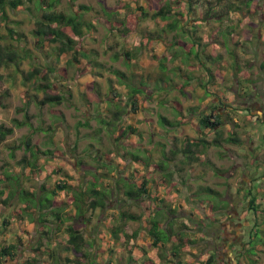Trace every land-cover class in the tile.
I'll return each mask as SVG.
<instances>
[{
    "label": "rangeland",
    "instance_id": "1",
    "mask_svg": "<svg viewBox=\"0 0 264 264\" xmlns=\"http://www.w3.org/2000/svg\"><path fill=\"white\" fill-rule=\"evenodd\" d=\"M248 1L245 5V0H195V7L188 15L183 5L175 6L180 2L176 0L175 4L171 2L165 20L147 17L137 22V26L146 30L162 27L161 31L166 32L165 41L184 39V45L188 47L185 49L183 46L170 49L158 40H150L137 50L134 38L139 33L123 34L118 30L123 24L113 23L112 30L95 24L77 39V51L59 53L54 48L57 43L43 47L34 44L31 30L36 27V19L28 11L8 10L9 21L0 22V124L12 128V132L0 141V174H19L20 186L36 193L41 185L49 189L55 188V183L60 180L66 181L71 189H56L55 202L65 201L76 187L85 186V171L97 175V188L110 191L109 196L104 197L102 208L93 211L87 208L83 214L84 219H88L84 228L91 241L86 245L91 255L80 264H173L175 260L168 261V247L175 239L170 238L164 246L155 247L146 233L155 206L158 210L164 209L158 217L164 228L170 223V228L175 230L184 222L187 227L181 229L184 235L195 238L193 244L181 249L182 264H200L215 246V264H251L253 261L264 264L261 242L255 245L252 240L248 245L251 236L248 232L253 222L257 223L264 239V221L260 216L253 219L246 209L247 195L244 196L245 190L250 189L255 194V201L260 207L264 206L259 198L264 195V0ZM103 3L113 8L124 24L127 22L122 19L123 15L136 11L133 0H103ZM79 4L91 7L83 13L88 20L102 5L98 0H59L56 9L79 13ZM143 4L149 12L153 11L148 1ZM225 4L233 8L226 10ZM206 8L209 10L204 14ZM179 11L183 13L182 17ZM173 18L180 20L179 23L185 19L186 25L194 26L193 36H184L186 33L177 27L170 30L166 25ZM6 25L22 32V40L18 43L10 40ZM5 43L13 45L10 49L14 51L13 56L4 49ZM153 53L154 57L151 56ZM73 55L77 60H73ZM162 58L160 67L158 60ZM79 61L82 65L95 61L99 66L90 69L96 72L80 74ZM205 68L213 75L210 82H207ZM111 69L122 71L126 77L131 73L133 76L119 81ZM243 70L248 73L246 82H243ZM182 77L190 78L186 86L189 96L172 88L174 83L184 82ZM138 81L142 86L137 85ZM202 82L204 87L200 85ZM239 83L245 86L244 91ZM109 84L117 93L114 102L108 98ZM40 85L46 87L41 89ZM131 86L141 90L136 96L135 112L130 111L127 98ZM50 91L63 96L61 103L38 104ZM173 99L181 105V116L172 107L160 103ZM215 103L233 106L231 120L220 126L221 137L233 130L240 145L227 142H221L220 146L199 144L197 160L188 162L181 153L170 156L169 150L179 147L182 136L196 137L189 124L194 117L186 108L195 107L198 112L208 113ZM24 112L28 115L27 124L14 126L13 119L21 121ZM160 115L170 125L160 124ZM101 120L104 121L101 123ZM128 125L131 130H126ZM119 130H126V133L118 137ZM24 137H28L35 148L51 151L50 157L39 156L36 168L32 170L18 163L22 156L29 159L23 146L10 148L21 145ZM203 137L210 141L213 133ZM161 150L167 157L165 161ZM129 152L136 153L142 162L133 161ZM79 159L85 163L82 167L77 164ZM162 161L166 168L155 166ZM43 164L56 167L57 172L47 176L41 168ZM86 165L92 168L86 169ZM121 177L136 183L145 177L149 198L123 200L118 188L121 183L117 184ZM6 185L5 181L0 183V220L5 216L9 223L0 234V245L14 242L16 252L12 258L0 263H50L46 249L51 251L54 243L64 241L66 224L80 223L78 218L74 221L68 218L74 215V208L69 204L61 209L63 223L58 229L52 218L46 216L50 231L44 234L42 231L46 228L39 229L36 224L35 209H29L30 217L25 211L19 215L16 211L24 203L16 197L7 204L1 202L7 193ZM207 186L218 194L195 195L196 190ZM91 199V195H84V205ZM166 206L173 210H167ZM119 209L140 214L139 221L130 222V226L138 231L134 239L137 248L130 254L105 228L112 222L109 214L117 213ZM200 219L198 228L195 222ZM207 219L209 226L204 227ZM59 254L60 258L71 259L68 251H59ZM159 254L163 259H158Z\"/></svg>",
    "mask_w": 264,
    "mask_h": 264
},
{
    "label": "trees",
    "instance_id": "2",
    "mask_svg": "<svg viewBox=\"0 0 264 264\" xmlns=\"http://www.w3.org/2000/svg\"><path fill=\"white\" fill-rule=\"evenodd\" d=\"M99 3H102L100 6L99 11H95V15L91 19H86L83 16L84 11L91 10L90 6L79 4L77 12H64L61 10H57L56 6L59 3V0H0V22H7L8 19V10L10 11H17L24 9L29 12L33 17H35V25L36 27L31 30V34L35 38L34 44L38 47H43L45 44H52L57 43V45L54 46L56 51L63 52L66 50H73L77 51L76 48V41L77 39L81 38L85 32L90 31L93 29L95 24L103 25L108 30L113 29V23L116 24H123L122 28L118 29L123 34L126 33H132L137 32L139 35L136 37V49L138 50L140 46L147 45L150 40H160L163 41L165 46H168L170 49L173 47V44H179L180 46H183L184 49L188 48L185 46V42L178 43V41H164L165 39V33L161 29H153V30H146L145 27L137 26V22L141 21L147 17L151 18L152 20H155V18H160L162 20L166 19V15L170 13L171 9V2L172 4L176 3V0H141V2H138L137 0H133L135 2V10L134 12H128L123 15L124 20H126L127 23L124 24V21L119 20L120 17H118L116 11L113 10V8L106 6L103 3V0H98ZM143 1H148V4L153 7V11L149 12L147 8L144 6ZM184 0H180L179 3H176V7L184 6V9L186 12H192L194 9V2L195 0H185L186 2L183 3ZM231 2V1H230ZM230 2H227L226 4H229ZM248 0H245V5L248 4ZM232 3V2H231ZM230 3V4H231ZM225 4V5H226ZM233 4V3H232ZM224 5V6H225ZM226 5L227 8H233L232 5L229 6ZM237 6V5H236ZM235 6V7H236ZM238 7V6H237ZM211 8V7H209ZM209 8L205 9L204 14H206L209 10ZM212 10V9H211ZM229 10V9H228ZM180 16L182 15V12H178ZM176 13V14H178ZM210 13V12H209ZM214 14V11L212 12ZM202 18V17H201ZM174 19V18H173ZM171 19L169 23H167V27L172 30L178 27L180 30H183V33H187L188 36H192L195 32L194 27L192 29H188L187 27L182 26L180 20L175 18L174 20ZM172 20L174 22H172ZM138 27V29L136 28ZM7 36L10 40L14 42H19L23 38V33L20 31H16L12 29L9 25L5 26ZM194 43V42H193ZM13 45L11 43H5V48L7 49L8 54H11L10 56H13L14 51L10 50ZM191 46V45H190ZM1 47V46H0ZM18 48V47H17ZM150 48V47H149ZM22 47H19V50H21ZM80 50V48H79ZM1 51V48H0ZM174 52V50L172 51ZM173 54V53H171ZM1 55V52H0ZM126 59L128 58V53H124ZM9 56V57H10ZM154 57V53L151 55ZM197 57V54L195 55ZM115 58V56H114ZM171 58L173 56L171 55ZM188 59V58H186ZM73 60H77L75 55H73ZM1 61V58H0ZM164 59L158 60V65L161 67L163 65ZM189 64V63H187ZM79 72L80 74L87 73V72H96V71H90L91 68L98 67L99 65L95 61H87L86 64L82 65L79 61ZM260 66H263V63H261ZM259 66V67H260ZM59 70H62L60 68ZM111 73H113L116 77V80L123 81V79H130L133 76V73L129 74V76H125V74L118 70V69H111ZM205 72L207 73V82H210L212 80L213 75L210 73L209 68H205ZM31 73L36 74V71H31ZM244 78L243 82H246L248 80V73L243 70ZM184 82H178L174 83L172 85V88L179 92L182 95L189 96V94L186 92V86L188 85V80L190 79L182 77ZM147 77L145 78V80ZM186 79V80H185ZM124 82V81H123ZM242 82V83H243ZM239 83L238 85H240ZM137 85H141V81H138ZM202 87H204V83L202 82L200 84ZM41 89H44L46 86L40 85ZM128 87V86H127ZM244 91V85H240ZM109 97L111 102H114L117 100V93L115 92L112 84H109L108 88ZM25 93V92H24ZM137 93H141V90L133 86L128 88L127 91V98L129 100L130 104V111L135 112L137 110L136 107V96ZM240 94V93H239ZM63 99V96L60 95L58 92H48L43 95V97L38 101V104H45V103H51V104H59L61 103ZM109 102V101H108ZM163 106H170L172 109L176 112L177 115H180L181 113V105L180 103L173 99L168 101H161L160 102ZM214 104V107H211L208 113H201L196 111L195 107H187L186 111L193 115L194 118H192L189 121V124L191 125V128L195 131L196 137L188 138L187 136H182L179 139V147L176 149H170L169 154L170 156H174L176 153H181L184 160L188 162V160H197V151L196 147L200 144L202 146L213 143L214 145L220 146L221 142H227L232 144L240 145V139L237 137L236 132L233 130H228L227 135L225 137H221V131L220 126L224 124L225 122H228V120H231L229 118L231 111L234 109L231 104ZM114 113V112H113ZM262 115L264 119V107L262 110ZM181 116V115H180ZM228 118V119H227ZM28 115L26 112L23 113V119L21 121L13 119L14 126H21L23 124H27ZM227 119V121H226ZM104 120H101V123ZM263 121V120H262ZM159 122L160 124H169V121L167 119L160 115L159 116ZM178 122V121H177ZM86 124V123H85ZM107 124V123H105ZM131 130L129 125L126 127V130ZM126 130H119L118 137H122L126 133ZM12 132L11 127H5L4 125L0 124V141H2L6 135L10 134ZM210 133H213V137L210 141H207L203 136L208 135ZM115 141L118 140L117 137L114 138ZM23 146V149L27 151L29 159L25 156H22L21 159L18 161V163H22L21 167L28 166L30 170L36 168V162L39 156H46L50 157L51 151L50 150H44L41 151L38 148H35V146L30 145L29 138L24 137L22 140L21 145H12L10 148H17ZM128 156L133 161H140L142 162V159L134 152L127 153ZM161 157L163 161L164 159L167 160V157L164 155L163 151H160ZM156 163L155 166L158 168H166L165 162ZM77 164L79 166H83L85 163H82L79 159L77 161ZM83 164V165H82ZM87 168L89 165H86ZM41 168L45 170L46 175L50 176L57 172L56 167H49L47 164L41 165ZM170 173H167L166 175H169ZM19 174L11 175L8 172H3L0 174V183L3 181L6 182L7 186V193L4 195V197L1 199V202L3 204H7L10 200L14 199V197L17 198L18 201L24 203L22 207H20L16 212V214L20 215V212L25 211V213L30 217L31 212L29 209H35L37 212L36 216V224L39 225V229L41 228L43 230L42 232L44 234H47L48 231H50V226L47 224V220L49 217L52 218V221L55 223V229H58L59 225L63 223L62 217H61V209L66 205H71L74 208V215L69 216L68 218L74 221L76 218L80 219V223H69L64 226V233H65V239L64 241H58L54 243L51 246L50 249H46L48 251V256L50 259V263L47 264H67L69 262H73L74 264H80L84 263V260L87 259L91 253L86 249V245H89L91 241H89L87 236V231L84 228V225L88 222V219L83 217L84 212L87 210V208L91 209L92 211L95 208H102L104 206V197H108L110 194V191L104 190L102 187L97 188L98 186V178L95 173H90L89 171H85L83 173V178H85V186L76 187L75 190H73V193L69 195V197L65 201H59L55 202L53 200L54 195L56 194V189L58 190H66L71 189L67 184L66 181L60 180L55 183V188H44V185H41L39 187V193H36L33 190L26 189L19 184ZM121 183V186L118 188L121 189L122 197H124L123 200H131L136 201L140 197H146L149 198V193L146 189L148 180L143 177L141 182L136 183L133 182L130 178L124 179V178H118L117 184ZM10 184V185H9ZM201 186V185H200ZM207 190L206 192L203 191ZM207 187L201 188L196 190V194L203 195L208 197V194H214L217 195V191L212 190ZM2 193V190H0V194ZM84 195H91L92 199L88 203H83ZM194 195V196H195ZM247 195V199L245 200V203L248 204L246 206V209L248 212L251 213L253 216V219L257 218L258 216L262 217V220L264 221V206L260 207L258 201H255V194L254 192L250 191V189L245 190V195ZM197 198V197H195ZM194 198V200H195ZM262 204H264V195L259 196ZM154 200L157 198L153 197ZM206 200V199H205ZM207 201V200H206ZM261 204V203H260ZM167 210L172 211L173 209L169 208L168 206ZM209 208L213 209V206H210ZM164 209L158 210V208H154V211L152 215L149 218V225L146 229V233L151 238V244L152 246H164L166 242L170 240V238L175 239L174 243L169 245L168 247V261H174L173 264H182L180 261V255H181V249L188 244H193L195 242V238H189L182 232L181 229L187 228L186 224L184 222L180 223V229L177 228L173 230L170 228V223L168 228H164L162 224L159 221V215L163 213ZM46 216H49L48 218ZM110 223L108 225H105L106 230L108 231V234L113 240L118 241L121 246H123V249L130 254L133 249H136L137 246L134 242V239L136 238L138 231L137 229H133L130 226V222L132 221H139L140 220V214L135 213L132 211H128L126 209H119L117 213H110L109 214ZM9 219L3 216L0 220V234L4 233V230L9 223ZM51 221V220H50ZM201 219L196 221L198 228L200 227ZM204 227L209 226V221L207 219V222L205 221L203 223ZM255 226L257 228H255ZM255 229V230H254ZM250 232V233H249ZM248 232L250 241L248 242V245L251 243L252 240H254V244L261 242V244L264 246V239L262 238L261 231L259 230V227L257 226V223L253 222V226L251 230ZM217 236V235H216ZM214 236L213 238H216ZM93 240V237H91ZM218 238V236H217ZM215 246V244H214ZM215 250L216 246L213 247V250L211 252H208L207 256L204 258V260L200 264H215ZM59 251H68L71 254V259L68 257H62L60 258ZM16 252V245L14 242H10L7 244L0 245V262L6 261L8 258H12ZM158 259H163V256L160 254L157 256ZM151 263V261H148ZM1 264V263H0ZM45 264V263H42ZM149 264V263H147ZM251 264H255L254 261Z\"/></svg>",
    "mask_w": 264,
    "mask_h": 264
},
{
    "label": "crops",
    "instance_id": "3",
    "mask_svg": "<svg viewBox=\"0 0 264 264\" xmlns=\"http://www.w3.org/2000/svg\"><path fill=\"white\" fill-rule=\"evenodd\" d=\"M185 11V10H184ZM186 12V11H185ZM189 13L190 12H186V14H188L189 15ZM182 16H183V13H182ZM181 16V17H182ZM158 18V17H157ZM159 20H162V19H160V18H158ZM184 21L182 22L181 21V24H182V26H187V28L188 29H192L190 26H188V24L186 25V22H185V19H183ZM184 23V24H183ZM194 27V26H193ZM177 29H179L178 27H177ZM174 30V29H173ZM180 30V29H179ZM180 31H183V30H180ZM188 34L186 33V34H184V36H187ZM136 37H137V35H135ZM193 36V35H192ZM136 37L134 38V42H135V44L137 43V41H136ZM159 42H161L160 40H158ZM165 41V40H164ZM178 41V43H181V42H185V40L184 39H181V40H177ZM163 45H164V43H163V41L161 42ZM175 46H177V47H180V45L179 44H173V48L175 47ZM167 47V46H166Z\"/></svg>",
    "mask_w": 264,
    "mask_h": 264
}]
</instances>
